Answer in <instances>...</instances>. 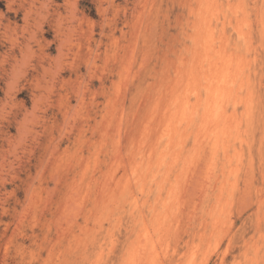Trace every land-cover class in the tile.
I'll return each mask as SVG.
<instances>
[{
	"label": "rangeland",
	"instance_id": "rangeland-1",
	"mask_svg": "<svg viewBox=\"0 0 264 264\" xmlns=\"http://www.w3.org/2000/svg\"><path fill=\"white\" fill-rule=\"evenodd\" d=\"M235 1L0 0V264H264V0ZM181 67L234 74L221 129L166 130Z\"/></svg>",
	"mask_w": 264,
	"mask_h": 264
},
{
	"label": "bare ground",
	"instance_id": "bare-ground-1",
	"mask_svg": "<svg viewBox=\"0 0 264 264\" xmlns=\"http://www.w3.org/2000/svg\"><path fill=\"white\" fill-rule=\"evenodd\" d=\"M242 1V0H241ZM262 1V0H261ZM225 2H228V1H225ZM206 3H208V2H206ZM205 3V4H206ZM216 3V2H215ZM235 3H237V0L235 1ZM235 3H234V9L236 8L235 7ZM239 3V2H238ZM214 4V3H213ZM229 4V3H228ZM227 4V5H228ZM8 5V4H7ZM215 5H217V3L215 4ZM232 5V4H231ZM230 5V6H231ZM259 5V4H258ZM229 5H228V7H230ZM239 6V5H238ZM253 6V5H252ZM240 7H241V5H240ZM218 8V7H217ZM242 8V7H241ZM243 9H244V7H243ZM264 9V8H263ZM212 10H214V8L212 9ZM235 11V10H234ZM210 13V12H209ZM231 13V12H230ZM232 13H233V11H232ZM242 13H243V11H242ZM223 14V13H222ZM221 14V15H222ZM225 14V13H224ZM243 14H245V13H243ZM210 15H211V13L208 15L209 16V18H210ZM215 15V14H214ZM213 15V16H214ZM215 16H217V15H215ZM245 16V15H244ZM261 16H262V14H261ZM228 17V16H227ZM231 17V16H230ZM236 17V16H235ZM246 17V16H245ZM204 18H206V17H204ZM208 18V19H209ZM216 17H214V19H215ZM59 20V19H58ZM222 20H224V19H222ZM226 20H229L228 18L226 19ZM236 20H237V18H236ZM220 21V20H219ZM240 21H241V19H240ZM224 21H222L221 22V24L223 23ZM230 21H228V23H229ZM239 22V21H238ZM237 22V23H238ZM215 23V22H214ZM225 23H227V22H225ZM239 24H241V23H239ZM226 25V24H225ZM236 25V24H235ZM223 26V25H222ZM237 26V25H236ZM246 26V25H245ZM150 28V27H149ZM240 28V27H239ZM235 30V29H234ZM241 30H242V28H241ZM212 31V30H211ZM236 31V30H235ZM240 31V30H239ZM210 32V31H209ZM208 32V33H209ZM148 34H149V32H147ZM154 33V32H153ZM224 33V32H223ZM230 33V32H229ZM152 34V33H151ZM150 34V35H151ZM200 34V33H199ZM66 36V35H65ZM145 36V35H144ZM224 36L226 37V34H224ZM242 36V35H241ZM211 37V36H210ZM61 39V38H60ZM62 39H63V37H62ZM151 39V38H150ZM66 43V42H65ZM205 43V42H204ZM203 43V44H204ZM202 44V45H203ZM151 45H153V44H151ZM205 45H207V43L205 44ZM209 45V44H208ZM207 45V46H208ZM219 45V44H218ZM201 46V45H200ZM213 46H214V44H213ZM227 46V45H226ZM240 46V45H239ZM211 47V46H210ZM221 47H222V45H221ZM214 48V47H213ZM224 48V47H223ZM131 49V48H130ZM205 49V48H204ZM216 49V48H215ZM219 49L220 48H218L217 49V51H219ZM203 50V49H202ZM209 51V50H208ZM229 51V50H228ZM227 51V53H229ZM131 52V51H130ZM145 52V51H144ZM148 52H150L149 50H148ZM233 52V51H232ZM234 53V52H233ZM233 53H232V55H233ZM149 54V53H148ZM208 54V53H207ZM145 55V54H144ZM149 56V55H148ZM221 56V55H220ZM143 57V56H142ZM222 57V56H221ZM238 57H240V55L238 56ZM144 58V57H143ZM208 58V57H207ZM129 59V58H128ZM218 59H222V58H218ZM240 59V58H239ZM145 60V59H144ZM211 60H212V58H211ZM224 61H226L225 59H223ZM128 61H130V59L128 60ZM223 61V62H224ZM236 61H237V59H236ZM144 62V61H143ZM216 62H217V60H216ZM221 62V61H220ZM229 62V61H228ZM238 62H239V60H238ZM130 63V62H129ZM208 63V62H207ZM219 63V62H218ZM225 63H227V62H225ZM142 64V63H141ZM214 64H217V63H214ZM243 63H241V65H242ZM123 65V64H122ZM226 65V64H225ZM193 66H194V64H193ZM198 66V65H197ZM207 66V65H206ZM208 66H210V65H208ZM207 66V67H208ZM227 66H229V65H227ZM236 66H238V64L236 65ZM248 66V65H247ZM137 67V66H136ZM207 67H206V69H207ZM211 67H213L212 65H211ZM223 67H225L224 65H223ZM140 68V67H139ZM209 68V67H208ZM236 68V67H235ZM238 68V67H237ZM126 69H128V68H126ZM193 68H184V67H181V68H178L177 69V73H175V77H174V79L171 81V84L169 85V90H168V92H167V95H165L164 97H165V99H164V106L166 107V109L163 111V113H162V115L161 114H159V118L160 119H162L163 121H167V123H166V125L168 126V127H166L167 129L166 130H169L170 132H172V131H177V129L179 128V127H182V128H189V127H191L193 124L195 125V124H197L198 123V125L202 122V123H204L205 121L207 122V123H211L212 125H214V127L213 128H216V129H221V127H220V125H224V123L223 124H220V120L222 119V120H224L225 118H227V117H229L230 118V120H232V118H231V115L230 116H228V114L227 113H225V110H224V108H223V105H224V103H217V97L219 96V90L220 89H218V85L220 84V83H222L223 84V82L225 81V82H227V80L229 81V78L227 79V75L225 74V71H224V73L223 74H225V76H224V78L222 79V81L220 82L219 81V77H218V75H217V73H218V71L216 70V72L217 73H214L213 71H210V74H204V72H206V71H194V70H192ZM220 69H221V67H220ZM227 69L229 70V68L227 67ZM222 70V69H221ZM223 71V70H222ZM213 72V73H212ZM236 72V71H235ZM126 73V72H125ZM258 73V72H257ZM219 74H221V73H219ZM228 74V73H227ZM246 74V73H245ZM257 75V74H256ZM125 76V75H124ZM124 76H123V78H124ZM120 77V76H119ZM126 77V76H125ZM233 77H234V74H233ZM233 77H231V78H233ZM230 78V80L232 81V79ZM240 80V79H239ZM254 81V80H253ZM229 83H231V82H229ZM258 83V82H257ZM237 84V83H236ZM217 85V86H216ZM258 85V84H257ZM224 86H225V84H224ZM201 89L204 91V93H205V95H204V97L201 95L202 94V92H200L201 91ZM225 89V88H224ZM236 89V88H235ZM251 89V88H250ZM254 89V88H253ZM226 90H229V89H226ZM223 91V90H222ZM235 91V90H234ZM248 92V91H247ZM252 92V91H251ZM221 94H222V97L224 98V94H223V92H220ZM253 93V92H252ZM191 94H193V98L194 99H191L190 98V96H191ZM247 94H249V93H247ZM229 95V94H228ZM245 95V94H244ZM249 96V95H248ZM162 95H159L158 94V96L156 97V99L153 101L154 103L152 104L153 105V108L154 109H156L158 106H159V104L163 101V99H162ZM220 97V99L222 98L221 96H219ZM218 97V98H219ZM222 98V99H223ZM222 99L221 100H219V101H222ZM229 99V98H228ZM235 99V98H234ZM247 99H248V97H247ZM224 100H227V99H224ZM263 100V99H262ZM234 101V100H233ZM239 101V97H238V100H237V103H239L238 102ZM250 101H251V97H250ZM224 102H226V101H224ZM234 103V102H233ZM252 103V101L250 102V105H253V104H251ZM234 105V104H233ZM264 105V104H263ZM261 108H262V106H261ZM151 109V108H150ZM201 110V112H199L200 110ZM153 111V110H152ZM150 112V111H149ZM157 112L158 113H160V110L158 111L157 110ZM260 111H257L256 113H259ZM153 113V112H152ZM151 113V114H152ZM231 113V112H230ZM149 114V113H148ZM147 114V115H148ZM235 114H236V112H235ZM238 114V113H237ZM261 113H259V115H260ZM144 115V114H143ZM158 115V114H157ZM253 115V113H252V110L250 109V106L247 108V106H245L244 107V116L245 117H247V123L248 122H250V119L252 118L251 116ZM150 116V115H149ZM237 116V115H236ZM243 116V115H242ZM244 116H243V118H244ZM148 117V116H147ZM250 117V118H249ZM254 119V118H253ZM119 120V119H118ZM150 120V119H149ZM156 120V119H155ZM229 120V119H228ZM162 121V122H163ZM147 121L145 120V123H146ZM159 122V121H158ZM237 122V121H236ZM235 122V123H236ZM246 122V121H245ZM148 123V122H147ZM109 124V123H108ZM144 124V123H143ZM237 124V123H236ZM149 125H150V123H149ZM164 125H165V123H164ZM163 125V126H164ZM165 125V126H166ZM203 125H205V124H203ZM203 125H201V126H203ZM228 125H229V123H228ZM232 125V124H231ZM230 125V126H231ZM116 126H118V125H116ZM120 126V125H119ZM201 126H199V127H201ZM205 126H207V125H205ZM225 126V125H224ZM223 126V127H224ZM236 126V125H235ZM234 126V127H235ZM143 127V126H142ZM198 127V126H197ZM222 127V128H223ZM204 128V127H203ZM225 128V127H224ZM223 128V129H224ZM212 129V128H211ZM105 130H106V128H105ZM263 130V129H262ZM119 131V130H118ZM162 131V130H161ZM179 131V130H178ZM182 130L180 129V132H181ZM197 131V130H196ZM223 131V130H222ZM162 132H164V130L162 131ZM180 132H179V134H180ZM200 132V131H199ZM203 132V131H202ZM205 132V131H204ZM216 132H217V130H216ZM224 132H225V130H224ZM159 133V132H158ZM168 132H166V134H167ZM165 134V133H164ZM169 134V136H170V133H168ZM176 134V133H175ZM174 134V135H175ZM178 134V133H177ZM178 134V135H179ZM217 133H215V135H216ZM181 135V134H180ZM214 135V134H213ZM173 136V135H172ZM202 136V135H201ZM141 137V136H140ZM176 137V136H175ZM196 137V136H195ZM229 137V136H228ZM234 137H235V135H234ZM179 138V137H178ZM181 138V137H180ZM201 138V137H200ZM227 138V137H226ZM238 138V137H237ZM114 139V138H113ZM112 139V140H113ZM174 139V138H173ZM202 139V138H201ZM175 140H177V139H175ZM212 140H213V137H212ZM241 140V139H240ZM116 141H117V139H116ZM156 141V140H155ZM158 141V140H157ZM214 141V140H213ZM260 141V140H259ZM101 142V141H100ZM170 142H171V140H170ZM209 142H211V141H209ZM215 142V141H214ZM206 143V142H205ZM100 144V143H99ZM214 144V143H213ZM216 144V143H215ZM214 144V145H215ZM115 144H113V146H114ZM206 145H208L207 143H206ZM205 145V146H206ZM214 145H213V147H214ZM217 145V144H216ZM100 146V145H99ZM172 146V145H171ZM224 146V145H223ZM250 146V145H249ZM159 147V146H158ZM258 147V146H257ZM114 148V147H113ZM161 148V147H160ZM207 148V150H208V147H206ZM98 149V148H97ZM179 149V148H178ZM150 150V149H149ZM163 150V149H162ZM156 151V150H155ZM154 151V152H155ZM202 151V150H201ZM206 151V150H205ZM209 151H210V149H209ZM238 151V150H237ZM147 152H149V151H147ZM212 153H213V151H211ZM175 153H176V151H175ZM204 153H206V152H204ZM212 153H210V156L212 155ZM148 154V153H147ZM199 155V154H198ZM208 155V154H207ZM174 157V156H173ZM96 158V157H95ZM154 158V157H153ZM171 158V157H170ZM198 158V157H197ZM97 159V158H96ZM173 159V158H172ZM237 159V158H236ZM171 160V159H170ZM175 160V159H174ZM94 161V160H93ZM96 161V160H95ZM156 161V160H155ZM172 161V160H171ZM202 161V160H201ZM118 162V161H117ZM183 162V161H182ZM190 162H192V161H190ZM196 163H197V161H195ZM214 162V161H213ZM198 164H202V163H198ZM243 164V163H242ZM151 165V164H150ZM193 165H194V162H193ZM93 166H94V164H93ZM196 166H198V165H196ZM155 167V166H154ZM191 167H193V166H191ZM195 167V166H194ZM201 167V166H200ZM199 167V168H200ZM210 167V166H209ZM212 167V166H211ZM93 168V167H92ZM188 168V167H187ZM198 168V167H197ZM229 168V167H228ZM245 168V167H244ZM114 169V168H113ZM206 169L207 168H205V171H206ZM247 169V168H246ZM182 170V169H181ZM191 170H193V169H191ZM201 170V169H200ZM204 170V169H203ZM194 171V170H193ZM196 171H198V170H196ZM202 171V170H201ZM205 171H204V173H205ZM207 172V171H206ZM236 172V171H235ZM252 172V171H251ZM83 173V172H82ZM197 173H200V171L199 172H197ZM245 173V172H244ZM155 174V173H154ZM205 174H207V173H205ZM204 174V175H205ZM252 174H253V172H252ZM152 175V174H151ZM193 175V174H192ZM204 175L202 174V176H203V178H204ZM211 175H212V173H211ZM118 176V175H117ZM148 176V175H147ZM146 176V177H147ZM189 176V175H188ZM195 176H197V175H195ZM201 176V177H202ZM207 176V175H206ZM247 176V175H246ZM242 178V177H241ZM243 178H244V176H243ZM189 179V178H188ZM206 179V178H205ZM191 180V179H190ZM81 181H83L82 179H81ZM194 181H195V179H194ZM197 181V180H196ZM195 181V183H197ZM190 182V181H189ZM233 182V181H232ZM192 183H194V182H192ZM200 186L203 184L202 183V181H200ZM204 183H205V181H204ZM197 184H199V183H197ZM250 184V183H249ZM140 185H141V183H140ZM144 185V184H143ZM195 185V184H194ZM204 185V184H203ZM221 185V184H220ZM242 185V184H241ZM80 186H81V183H80ZM186 186V185H185ZM190 186V185H189ZM199 185H197L196 187H198ZM75 187V186H74ZM192 187V186H191ZM203 187V186H202ZM201 187V188H202ZM76 188V187H75ZM79 188V187H78ZM189 187H187V189H188ZM193 188V187H192ZM242 188V187H241ZM245 188V187H244ZM84 189V188H83ZM197 189V188H196ZM246 189H247V187H246ZM81 190V189H80ZM204 190V189H203ZM220 190V189H219ZM74 192H75V190H73ZM85 191V190H84ZM139 191V190H138ZM221 191V190H220ZM192 192V191H191ZM195 192V191H194ZM219 192V191H218ZM73 193V192H72ZM139 193H140V191H139ZM190 193V192H189ZM242 193V192H241ZM240 193V194H241ZM244 193H246V191L244 192ZM220 194V193H219ZM239 194V195H240ZM243 194V193H242ZM71 195V194H70ZM79 195V194H78ZM83 195V194H82ZM85 195V194H84ZM204 195V194H203ZM188 196V195H187ZM220 196V195H219ZM71 197V196H70ZM84 197V196H83ZM65 198V197H64ZM74 198V197H73ZM81 198V197H80ZM203 198V197H202ZM76 199V198H75ZM172 199V198H171ZM218 199V198H217ZM248 199V198H247ZM65 200H66V198H65ZM83 200V199H82ZM239 200V199H238ZM244 200V199H243ZM74 201V200H73ZM72 201V202H73ZM177 201V200H176ZM76 201H74L72 204H74ZM184 202V201H183ZM240 202H241V200H240ZM68 203V202H67ZM231 203V202H230ZM243 203V202H242ZM78 204V203H77ZM76 204V205H77ZM182 204V203H181ZM239 204V203H238ZM245 204H246V202H245ZM75 206V205H74ZM177 206V205H176ZM240 206V205H239ZM66 208V207H65ZM177 208V207H176ZM73 209H75V208H73ZM68 210V209H67ZM69 212V211H68ZM220 212V211H219ZM65 213H66V210H65ZM74 213V212H73ZM75 214V213H74ZM72 215V214H71ZM167 216V215H166ZM159 220V219H158ZM212 222V221H211ZM159 224V223H158ZM216 224V223H215ZM66 229V228H65ZM146 230V229H145ZM146 232H147V230H146ZM144 234V233H143ZM146 237H147V235H146ZM157 237H158V235H157ZM176 237V236H175ZM174 237V238H175ZM139 238V237H138ZM140 241V240H139ZM151 242V241H150ZM144 243V242H143ZM145 244V243H144ZM151 245V244H150ZM154 245V244H153ZM207 245V244H206ZM139 247V246H138ZM151 247V246H150ZM208 247V246H207ZM156 248V247H155ZM136 249L138 250V248L136 247ZM133 250H134V248H133ZM132 250V251H133ZM59 251V250H58ZM47 253V252H46ZM148 253H149V251H148ZM154 253V252H153ZM153 253H151V256H152V254ZM155 256V255H154ZM152 257V258H155V257ZM172 256V255H171ZM58 257V256H57ZM134 259V258H133ZM133 259H131V260H133ZM127 260V259H126ZM159 260H161V259H159ZM133 263H134V261H133Z\"/></svg>",
	"mask_w": 264,
	"mask_h": 264
}]
</instances>
